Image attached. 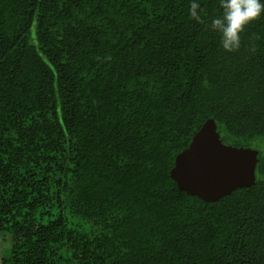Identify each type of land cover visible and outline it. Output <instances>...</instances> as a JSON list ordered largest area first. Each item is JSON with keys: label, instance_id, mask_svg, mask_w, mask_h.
Returning a JSON list of instances; mask_svg holds the SVG:
<instances>
[{"label": "trees", "instance_id": "16d2710c", "mask_svg": "<svg viewBox=\"0 0 264 264\" xmlns=\"http://www.w3.org/2000/svg\"><path fill=\"white\" fill-rule=\"evenodd\" d=\"M198 2L0 0L3 260L264 264V16L225 52ZM209 118L259 151L214 201L171 176Z\"/></svg>", "mask_w": 264, "mask_h": 264}, {"label": "water", "instance_id": "95a60500", "mask_svg": "<svg viewBox=\"0 0 264 264\" xmlns=\"http://www.w3.org/2000/svg\"><path fill=\"white\" fill-rule=\"evenodd\" d=\"M258 152L252 147L224 143L216 121L209 118L176 156L171 176L189 194L214 201L255 182Z\"/></svg>", "mask_w": 264, "mask_h": 264}, {"label": "clouds", "instance_id": "9594fccd", "mask_svg": "<svg viewBox=\"0 0 264 264\" xmlns=\"http://www.w3.org/2000/svg\"><path fill=\"white\" fill-rule=\"evenodd\" d=\"M221 14L211 18L210 27L220 35V46L225 52L240 48L241 33L253 21L264 16V0H219ZM203 9L198 0H191L190 18L201 22Z\"/></svg>", "mask_w": 264, "mask_h": 264}, {"label": "rangeland", "instance_id": "374dc122", "mask_svg": "<svg viewBox=\"0 0 264 264\" xmlns=\"http://www.w3.org/2000/svg\"><path fill=\"white\" fill-rule=\"evenodd\" d=\"M253 147H255V149H256L257 145L253 144ZM81 236H83V234H81ZM77 249H75L74 247L71 246V248H68L64 252L60 253L57 257L59 259L55 264H69V258L68 257L74 255L76 253ZM4 254H5V256L9 255L8 252L7 253L6 252H0V264H11L10 260H8V261L3 260L5 258V257L3 258ZM11 258L13 260L12 262H16V263H18L20 260V256L19 257L13 256ZM23 261H24V259H23ZM23 261H22V263H23Z\"/></svg>", "mask_w": 264, "mask_h": 264}]
</instances>
